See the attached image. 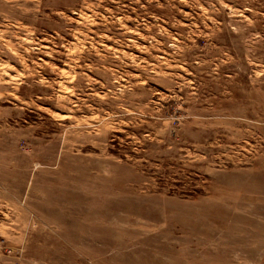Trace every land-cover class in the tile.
I'll return each instance as SVG.
<instances>
[{"label": "rangeland", "instance_id": "1", "mask_svg": "<svg viewBox=\"0 0 264 264\" xmlns=\"http://www.w3.org/2000/svg\"><path fill=\"white\" fill-rule=\"evenodd\" d=\"M0 264H264V0H0Z\"/></svg>", "mask_w": 264, "mask_h": 264}]
</instances>
